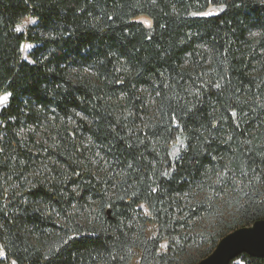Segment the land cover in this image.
<instances>
[{
  "label": "trees",
  "instance_id": "16d2710c",
  "mask_svg": "<svg viewBox=\"0 0 264 264\" xmlns=\"http://www.w3.org/2000/svg\"><path fill=\"white\" fill-rule=\"evenodd\" d=\"M1 94L2 264H195L264 219V0H0Z\"/></svg>",
  "mask_w": 264,
  "mask_h": 264
},
{
  "label": "water",
  "instance_id": "95a60500",
  "mask_svg": "<svg viewBox=\"0 0 264 264\" xmlns=\"http://www.w3.org/2000/svg\"><path fill=\"white\" fill-rule=\"evenodd\" d=\"M242 253L264 257V219L227 233L210 254L195 264H229Z\"/></svg>",
  "mask_w": 264,
  "mask_h": 264
},
{
  "label": "rangeland",
  "instance_id": "374dc122",
  "mask_svg": "<svg viewBox=\"0 0 264 264\" xmlns=\"http://www.w3.org/2000/svg\"><path fill=\"white\" fill-rule=\"evenodd\" d=\"M28 20H31V19H30L29 17L23 19L22 22H21V24H20L18 27H21V30L25 31L26 27L30 24V23H25V22L28 21ZM26 46H27V45H24V47H23V50H22L23 55H25L26 50H27V48H28V47H26ZM5 95H7V94H1L0 97H3V96H5ZM5 103H6V102H5ZM5 103L0 104V108H1ZM0 253H2V254H0V260H1L2 258H4V251H3V249H2L1 246H0ZM0 264H2V263L0 262ZM6 264H7V263H6Z\"/></svg>",
  "mask_w": 264,
  "mask_h": 264
},
{
  "label": "snow or ice",
  "instance_id": "6c2138e0",
  "mask_svg": "<svg viewBox=\"0 0 264 264\" xmlns=\"http://www.w3.org/2000/svg\"><path fill=\"white\" fill-rule=\"evenodd\" d=\"M25 23H34V21L33 20H28ZM16 31H18V32L21 31V27H17L16 28ZM26 47H28V46H26ZM7 99H8V95H5L3 97H0V104L5 103L7 101ZM0 254H2V253H0Z\"/></svg>",
  "mask_w": 264,
  "mask_h": 264
}]
</instances>
